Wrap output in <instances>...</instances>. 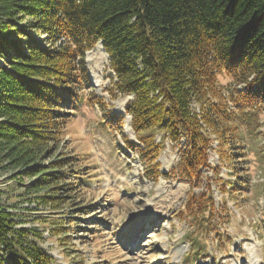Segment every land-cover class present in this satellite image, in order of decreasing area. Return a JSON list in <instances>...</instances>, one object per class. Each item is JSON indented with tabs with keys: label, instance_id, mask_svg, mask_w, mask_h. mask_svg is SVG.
Instances as JSON below:
<instances>
[{
	"label": "trees",
	"instance_id": "16d2710c",
	"mask_svg": "<svg viewBox=\"0 0 264 264\" xmlns=\"http://www.w3.org/2000/svg\"><path fill=\"white\" fill-rule=\"evenodd\" d=\"M0 1V18L9 20L0 24V59L6 60L0 65V144L23 175L35 178L31 186L67 178L70 157L41 162L45 153L51 158L57 150L53 144L72 115L66 109L99 104L105 112L108 106L94 92L85 60L102 41L114 72L111 99L134 95L126 112L139 143L123 134L126 146L138 153L149 178L189 182L191 193L178 218L220 235L213 219L224 205L219 208L205 170L219 173L209 161L217 140L219 158L234 163L241 178L234 161L240 153L233 147L241 138L239 114L264 111V0ZM15 10L36 17L30 27L44 37L16 28ZM220 75L230 77L234 88L224 87ZM107 115L106 124L116 120L123 129L124 115ZM167 138L186 143L179 163L165 173L158 158ZM204 180L205 191L195 193ZM228 183L235 191L236 183ZM61 198L45 195L43 203ZM18 223L0 206V264H53L54 257L29 239L31 229L16 228ZM186 240L192 250L198 248L194 238Z\"/></svg>",
	"mask_w": 264,
	"mask_h": 264
},
{
	"label": "rangeland",
	"instance_id": "374dc122",
	"mask_svg": "<svg viewBox=\"0 0 264 264\" xmlns=\"http://www.w3.org/2000/svg\"><path fill=\"white\" fill-rule=\"evenodd\" d=\"M15 12L12 23L16 28L26 27L28 33L44 37L30 27L36 24V17ZM4 22L9 20L0 18V24ZM98 44L85 55L89 73L87 56L97 53ZM5 63L0 59V65ZM100 76L105 82L101 89L93 78L91 81L96 95L108 103L105 112L99 104L79 103L73 110L67 108L72 115L61 139L53 144L57 149L54 156L49 158L47 152L41 157L44 164L70 157L64 167L67 178L57 184L32 187L35 178L23 175L22 168L6 157L0 144V206L14 214L19 222L16 228L31 229L29 239L54 257L53 264H264V111L239 114L241 138L233 144L234 151L240 153L234 160L239 180L233 172L234 163L220 159L215 151L218 141L213 142L209 161L219 167V173L211 169L205 172L219 208L224 205L213 219L218 235L197 230L178 218L191 193L189 182L163 176L154 180L146 175L138 153L123 139L124 134L139 143L128 128L126 111L123 129L116 120L106 124L104 113L107 119L123 113L119 107L124 103L126 108L134 96L120 93L111 99L108 89L113 86L114 72L109 57ZM219 82L224 87L235 86L226 75H220ZM242 87L237 85L238 89ZM156 138L160 140L161 134ZM185 143L184 138L178 142L167 138L158 158L162 172L179 163ZM77 173H82V178ZM228 181L236 183L235 191ZM206 184L204 180L194 192L205 191ZM50 186L53 188L47 190ZM221 187L226 192L222 193ZM54 193L63 196L59 203H43V196ZM55 228L62 232L53 234ZM187 237L194 238L199 249L192 250Z\"/></svg>",
	"mask_w": 264,
	"mask_h": 264
},
{
	"label": "bare ground",
	"instance_id": "6f19581e",
	"mask_svg": "<svg viewBox=\"0 0 264 264\" xmlns=\"http://www.w3.org/2000/svg\"><path fill=\"white\" fill-rule=\"evenodd\" d=\"M97 53L95 54L94 52H89L87 56L88 57L87 60L90 66L91 76L93 80L95 81V83L97 84L98 88L101 89V86L105 85V82H103L100 76V73L105 67L107 59H108V55L105 52L101 43H99L97 46ZM119 109L120 111L123 112V114L125 113L124 103L119 107ZM127 124H128L129 130L131 131L129 115H127Z\"/></svg>",
	"mask_w": 264,
	"mask_h": 264
},
{
	"label": "water",
	"instance_id": "95a60500",
	"mask_svg": "<svg viewBox=\"0 0 264 264\" xmlns=\"http://www.w3.org/2000/svg\"><path fill=\"white\" fill-rule=\"evenodd\" d=\"M99 43H101V45H102V41H100ZM103 46V45H102ZM108 55V54H107ZM130 122H131V116H130Z\"/></svg>",
	"mask_w": 264,
	"mask_h": 264
}]
</instances>
